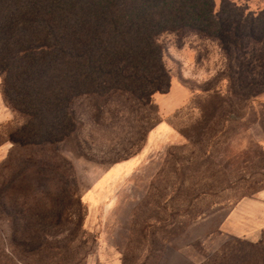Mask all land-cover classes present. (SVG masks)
Returning <instances> with one entry per match:
<instances>
[{"label": "rangeland", "instance_id": "obj_1", "mask_svg": "<svg viewBox=\"0 0 264 264\" xmlns=\"http://www.w3.org/2000/svg\"><path fill=\"white\" fill-rule=\"evenodd\" d=\"M158 42L171 88L151 111L112 99L98 112L83 100L70 139L29 153L51 169L49 195L30 178L0 200V264H264L263 242L223 227L264 189V92L240 85L215 42L192 33ZM26 154L0 163V184Z\"/></svg>", "mask_w": 264, "mask_h": 264}, {"label": "trees", "instance_id": "obj_2", "mask_svg": "<svg viewBox=\"0 0 264 264\" xmlns=\"http://www.w3.org/2000/svg\"><path fill=\"white\" fill-rule=\"evenodd\" d=\"M164 33L215 42L235 62L240 85L264 92V9L230 0L218 11L215 0H0V91L16 120L7 161L28 152L2 179L0 200L30 178L49 195L51 169L33 155L75 134L81 101L98 112L112 99L131 112L153 109V96L171 88ZM41 207L33 215L44 221Z\"/></svg>", "mask_w": 264, "mask_h": 264}, {"label": "crops", "instance_id": "obj_3", "mask_svg": "<svg viewBox=\"0 0 264 264\" xmlns=\"http://www.w3.org/2000/svg\"><path fill=\"white\" fill-rule=\"evenodd\" d=\"M15 126V114L6 105L0 91V163L5 161L12 148L8 134L10 127ZM223 227L236 239L264 243V189L257 195L239 202Z\"/></svg>", "mask_w": 264, "mask_h": 264}]
</instances>
